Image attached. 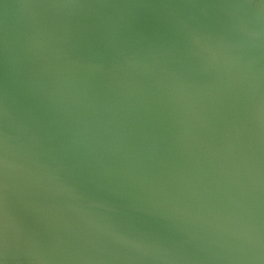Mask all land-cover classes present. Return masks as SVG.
<instances>
[{"label": "water", "instance_id": "obj_1", "mask_svg": "<svg viewBox=\"0 0 264 264\" xmlns=\"http://www.w3.org/2000/svg\"><path fill=\"white\" fill-rule=\"evenodd\" d=\"M0 264H264V0H0Z\"/></svg>", "mask_w": 264, "mask_h": 264}]
</instances>
